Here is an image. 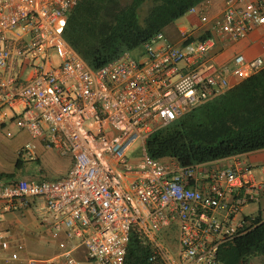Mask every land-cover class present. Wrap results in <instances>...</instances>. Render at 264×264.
Here are the masks:
<instances>
[{"label":"built area","instance_id":"obj_1","mask_svg":"<svg viewBox=\"0 0 264 264\" xmlns=\"http://www.w3.org/2000/svg\"><path fill=\"white\" fill-rule=\"evenodd\" d=\"M80 2L0 0V123L11 120L32 140L72 158L59 179L0 178L6 210L40 201L41 223L54 236L65 234L59 253L22 258L24 245L11 250L3 231L0 249L9 252V264H127L132 231L147 237L175 229L173 261L154 246L152 264H222L221 247L256 226L255 216L242 213L264 196V165L257 181L235 156L183 166L173 157L151 158L145 145L155 131L263 69V55L241 53L234 67H218L213 38L185 48L161 31L142 44L139 57L125 51L93 69L64 36ZM197 14L209 20L204 11ZM211 22L225 40H243L264 27V0H227ZM181 37L190 41L185 31ZM137 142L141 162L133 163L128 154ZM19 154L34 160L35 145ZM80 247L81 259L74 255Z\"/></svg>","mask_w":264,"mask_h":264},{"label":"trees","instance_id":"obj_2","mask_svg":"<svg viewBox=\"0 0 264 264\" xmlns=\"http://www.w3.org/2000/svg\"><path fill=\"white\" fill-rule=\"evenodd\" d=\"M203 1L81 0L69 16L64 36L93 69H99L125 51L140 49ZM84 4V18L76 17ZM145 148L151 158L173 157L183 166L264 149V68L155 131ZM12 176L0 174L3 179ZM254 223L252 230L221 247L222 264H251L252 257L264 256V220L258 216ZM154 252L145 235L131 232L127 264H152Z\"/></svg>","mask_w":264,"mask_h":264},{"label":"crops","instance_id":"obj_3","mask_svg":"<svg viewBox=\"0 0 264 264\" xmlns=\"http://www.w3.org/2000/svg\"><path fill=\"white\" fill-rule=\"evenodd\" d=\"M227 0H205L197 5L198 12L187 13V22L182 21L185 17H181L175 22L169 24L163 30L168 40L187 48L189 43H194L196 40H201L203 37L213 38L215 40V47L212 50L211 56L218 67H234V58L238 54H244L248 58H254L264 54L261 50V42L264 38V27H257L254 29L247 38L235 42L225 40L220 36L217 30L213 27L212 19L220 17L224 12ZM195 7V6H194ZM146 12V7H145ZM204 11L208 16V21H202L201 16L197 13ZM185 31L190 36V41L184 42L181 37V32ZM141 49L133 52V54ZM139 55V56H140ZM138 56V57H139ZM11 121V120H9ZM13 122V121H12ZM7 125V122L0 124V127ZM21 130V135L16 141L14 150H12V167L7 170L0 169V174L8 173L13 176L10 178H4L8 181H14L17 179H29V180H44V179H59L65 176L72 167V158L69 156H61L57 151L47 148L43 141L32 140L29 133L25 130ZM32 142L35 145V159L26 160L23 159L19 152L21 148ZM234 157V156H233ZM242 159L252 167V175L255 180L261 181L263 178L261 167L264 165V149L249 152L235 156ZM69 159L68 165H63L62 161ZM232 159V157L222 160L226 162ZM19 161V168L17 169V162ZM263 201L264 196L260 198L259 203ZM244 216H260L263 220L264 217L259 213L245 214ZM0 231H3L9 241L12 244V249L16 244H23L25 251L21 252L22 258L35 259V260H47L57 255L50 252L51 256L45 258H36L32 253H39L44 250V246L50 242V240L57 239V246L61 239L65 237L64 232H60L58 236H54L52 231L41 223L40 216V201L37 199H30L27 207L19 210H6L3 203L0 202ZM147 237L153 244V246L159 249V253L168 262L173 261L172 254H169L167 249L161 243L158 235L148 234ZM59 248V247H58ZM59 253V252H58ZM86 250L80 247L76 250L74 255L81 259L84 258ZM9 252L2 251L0 249V264H9L8 262ZM254 261L257 264H264V256H254ZM12 264H22L21 262Z\"/></svg>","mask_w":264,"mask_h":264},{"label":"rangeland","instance_id":"obj_4","mask_svg":"<svg viewBox=\"0 0 264 264\" xmlns=\"http://www.w3.org/2000/svg\"><path fill=\"white\" fill-rule=\"evenodd\" d=\"M129 0H122L123 3H126ZM149 3V2H148ZM147 4V3H146ZM84 7H80V9L76 13V17L78 18H84V13H85V4L83 5ZM96 8H99V6H95ZM187 17V14L185 17L182 19L184 21ZM184 22H187L185 20ZM142 52V51H141ZM135 56L140 55V51H137L134 53ZM1 124V123H0ZM21 130L18 128L12 121H7V125L4 127H0V169L2 170H7L12 167V150H14L16 141L19 138V135H21ZM140 143L137 142L132 150L128 154V158L132 160L133 163H140L141 162V155L142 153L140 152ZM70 162L69 159L63 160L62 164L63 165H68ZM261 211L263 217H264V204L263 201L260 203L258 201H255L253 203L248 204L244 208V213L245 214H252V213H259ZM178 233L173 230L166 231L165 233H162L159 235V238L161 240V243L167 249L169 254L175 255L176 256V250H177V244H178ZM59 248L57 246V239L55 238L54 240H50L45 246L44 250H42L39 253H32L33 256H36V258H45L48 256H51L50 252H53L54 254H58ZM77 256V255H76ZM78 257V256H77ZM253 257L251 259V264H252ZM254 264H257L254 261Z\"/></svg>","mask_w":264,"mask_h":264}]
</instances>
